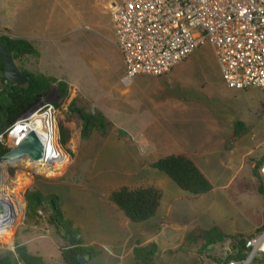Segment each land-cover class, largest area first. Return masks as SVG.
<instances>
[{
	"label": "rangeland",
	"instance_id": "1",
	"mask_svg": "<svg viewBox=\"0 0 264 264\" xmlns=\"http://www.w3.org/2000/svg\"><path fill=\"white\" fill-rule=\"evenodd\" d=\"M123 1L86 0L77 22L82 26L74 37V85L65 83L64 96L58 87L63 82L55 80L33 109L51 117L53 140L65 165L59 168L55 161L33 162L28 157L0 161V198L19 210L14 234L0 240V257L16 255L24 247L45 264H64L62 250L69 242L52 223L47 201L53 196L64 217L80 229L84 245L102 251L87 264H138L133 249L146 238L137 229L148 224L130 222L133 229L127 228L124 213L110 200L121 188L152 187L163 194L158 214L150 220L161 222L153 232L157 242L152 243L159 249L154 264H224L236 243L264 225V196L253 174L264 158V93L227 88L211 45L164 76L139 75L124 82L111 7L107 11L109 2ZM18 64L23 67V60ZM83 115L93 116L92 128L85 130ZM99 115L107 127H97ZM236 122L243 125L238 138ZM21 127L18 124L11 136V129L0 134V147H15L22 139ZM210 144L214 150L209 155ZM199 147L206 153L193 159L207 172L214 190L192 198L154 164ZM30 194L41 196V207L29 208ZM179 195L185 201L177 200ZM215 227L227 236L221 243L203 248L199 235L188 240L193 231ZM253 264H264V259Z\"/></svg>",
	"mask_w": 264,
	"mask_h": 264
},
{
	"label": "built area",
	"instance_id": "2",
	"mask_svg": "<svg viewBox=\"0 0 264 264\" xmlns=\"http://www.w3.org/2000/svg\"><path fill=\"white\" fill-rule=\"evenodd\" d=\"M111 10L124 82L139 75L164 76L199 48L211 45L227 88L264 93V0H125ZM8 82L0 77V92ZM35 112L18 122L24 130L21 140L33 114H40ZM16 129L15 125L10 136ZM260 174L264 181V164ZM234 247L224 264L264 259V225Z\"/></svg>",
	"mask_w": 264,
	"mask_h": 264
},
{
	"label": "trees",
	"instance_id": "3",
	"mask_svg": "<svg viewBox=\"0 0 264 264\" xmlns=\"http://www.w3.org/2000/svg\"><path fill=\"white\" fill-rule=\"evenodd\" d=\"M3 43L11 53L13 60L23 74L28 75L29 82L24 85L13 84L8 82L7 87L0 92V134H4L7 130L12 129L18 122L28 115L50 92L53 84L56 82L53 78L43 75H36L24 70L19 66L18 61H22L27 57H38L35 47L26 39L11 38L5 34L0 37ZM0 77L2 81H6L4 77V63L0 59ZM64 96L67 94V85L60 83ZM65 89V90H64ZM84 120L85 130L93 127V116H82ZM100 129L107 127L104 117L98 116L96 123ZM242 123H235V137L238 138L242 132ZM8 149L0 147V161ZM264 164V158L255 166L253 174L260 182V192L264 196V181L260 174V167ZM154 168L166 174L178 188L192 198L209 194L213 185L210 180L202 173L198 166L185 155H169L159 159ZM162 194L159 190L149 188L129 189L121 188L111 193L110 200L115 204L133 223H144L151 220L158 212ZM27 202L31 210L41 207L43 199L36 194H30ZM53 211L52 223L65 234L69 246L62 250V259L64 264H81L79 257H88L90 260L101 255L102 251L96 245H84L80 235V229L74 227L72 221L64 217L57 202V197L53 196L47 201ZM199 235L204 241L203 248L216 245L223 242L227 236L215 227L211 230L193 231L188 240H194ZM251 237V236H250ZM248 237V238H250ZM244 241V239H243ZM159 253L158 245L150 243L145 246L138 245L133 249V256L138 264H154L153 259ZM240 258H243L241 255ZM226 263V261H224ZM0 264H45L42 257L31 255L26 248H18L16 255L7 254L0 257Z\"/></svg>",
	"mask_w": 264,
	"mask_h": 264
},
{
	"label": "crops",
	"instance_id": "4",
	"mask_svg": "<svg viewBox=\"0 0 264 264\" xmlns=\"http://www.w3.org/2000/svg\"><path fill=\"white\" fill-rule=\"evenodd\" d=\"M114 4L119 3L109 2L107 4L108 13V9ZM85 6L86 0H0V32L11 38L26 39L31 42L37 50L38 57H27L23 60L22 68L24 70L32 74L53 78L71 86L74 85L73 78H75L76 75L74 58L72 57L75 52L74 37L77 26L78 28L82 26V23L77 24V22ZM109 18L112 21L110 13ZM203 149L204 147L191 149V152L186 151L182 155L191 159L210 180L207 172H205L198 162L193 159V156H204L206 151ZM213 150V145L210 144L208 147V154L210 155ZM213 190L214 188L211 192H213ZM182 199L183 197L180 195L177 198V200L185 201ZM162 200L163 194L161 202ZM168 208L167 215L171 213V205H169ZM126 220L129 222L127 223V228L129 230L130 228L133 229V225L130 223L131 221L127 218ZM159 223L161 222L159 221L158 223L152 224L149 220L147 221L148 225H146L144 229L143 227L137 229V231L142 230L144 232L146 239L142 244L143 246L152 242H157L155 236H153V232L155 226L159 225ZM166 226L167 225L163 226V228L165 227L164 231L167 232L168 237L172 238L174 233L167 229L168 226ZM132 237L133 235L130 234L127 239L130 240ZM112 253L113 252H110L111 255ZM130 253H132V251Z\"/></svg>",
	"mask_w": 264,
	"mask_h": 264
},
{
	"label": "water",
	"instance_id": "5",
	"mask_svg": "<svg viewBox=\"0 0 264 264\" xmlns=\"http://www.w3.org/2000/svg\"><path fill=\"white\" fill-rule=\"evenodd\" d=\"M0 59L4 63V77L10 83L24 85L29 82V77L23 74L19 67L16 65L11 53L6 46L0 42ZM23 157H28L33 162H38L45 157V147L40 140L39 136L34 132H28L19 145L9 150L3 157V161L14 162ZM13 204L0 198V217H10L13 214ZM81 264H87L88 257H79Z\"/></svg>",
	"mask_w": 264,
	"mask_h": 264
},
{
	"label": "bare ground",
	"instance_id": "6",
	"mask_svg": "<svg viewBox=\"0 0 264 264\" xmlns=\"http://www.w3.org/2000/svg\"><path fill=\"white\" fill-rule=\"evenodd\" d=\"M35 113L31 117L30 122L27 123V132L34 131L39 136L45 147V157L40 161L44 160L48 162L49 160H52L57 163L59 168H62L66 163V159L64 156L58 153L59 151L55 146L51 133L52 130L54 131L52 119L48 114L40 115ZM21 141L22 140H20L18 143L20 144ZM1 164L2 163H0V166ZM18 216L19 210L15 207L13 214L10 217H0V240H4L6 237L12 236L14 234L18 222Z\"/></svg>",
	"mask_w": 264,
	"mask_h": 264
}]
</instances>
